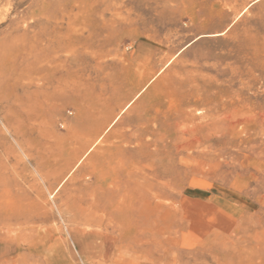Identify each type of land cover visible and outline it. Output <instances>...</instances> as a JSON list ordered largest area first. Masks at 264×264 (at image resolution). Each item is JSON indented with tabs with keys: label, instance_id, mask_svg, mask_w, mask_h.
<instances>
[{
	"label": "rangeland",
	"instance_id": "1",
	"mask_svg": "<svg viewBox=\"0 0 264 264\" xmlns=\"http://www.w3.org/2000/svg\"><path fill=\"white\" fill-rule=\"evenodd\" d=\"M0 264H264V0H0Z\"/></svg>",
	"mask_w": 264,
	"mask_h": 264
}]
</instances>
